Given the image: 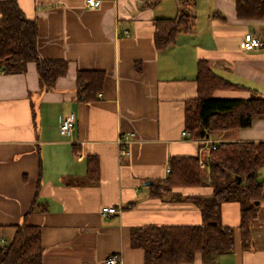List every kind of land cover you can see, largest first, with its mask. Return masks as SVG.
Here are the masks:
<instances>
[{"label": "crops", "instance_id": "crops-1", "mask_svg": "<svg viewBox=\"0 0 264 264\" xmlns=\"http://www.w3.org/2000/svg\"><path fill=\"white\" fill-rule=\"evenodd\" d=\"M152 1L102 0L90 7L87 0H18L38 22L40 56L69 66L51 89L41 85L34 61L18 73L0 67L2 245L13 237L14 225L27 221L41 227L43 264H105L115 253L123 264H145V250L133 245L135 230L199 224L201 209L188 197L212 193L205 185L153 196L172 157L207 162L217 140H264V117L213 133L209 142L183 134L186 100L198 96L200 60L235 84L216 90V98L264 96V7L256 14L252 7L240 12L238 0H196L194 29L159 49L156 19L176 17L180 0ZM249 32L263 45L244 49ZM82 69L105 71L96 102L77 99ZM71 113L75 126L63 135L61 125ZM89 158L99 164L96 181L89 177ZM201 167L209 170L208 162ZM105 206L118 211L103 215ZM222 217L235 228V249L215 264H264V217L254 223L249 247L242 243L240 203H223ZM185 264L205 263L199 255Z\"/></svg>", "mask_w": 264, "mask_h": 264}, {"label": "trees", "instance_id": "trees-1", "mask_svg": "<svg viewBox=\"0 0 264 264\" xmlns=\"http://www.w3.org/2000/svg\"><path fill=\"white\" fill-rule=\"evenodd\" d=\"M159 1L153 0L151 4ZM238 1L240 12L243 7L244 10L252 7V12L258 14L264 7V0ZM195 4L196 0H180L176 17L156 19L155 44L159 49L173 44L180 32L194 29L195 14L191 10ZM38 35L37 20L27 17L18 0H0L1 69L6 73L23 72L34 61L41 85L51 89L67 73L69 63L43 59L38 51ZM105 76L103 70H79L78 101H98ZM197 82L198 96L185 103V127L192 138L207 139L213 133L249 127L255 118L264 117V96L216 98V90L235 87V84L219 76L207 60L198 63ZM207 162L209 170L200 166L197 156H174L163 184L155 185V189L152 185L151 194L157 197L175 187L207 185L212 187V193L188 197L201 209L199 224H148L135 230L133 245L145 250V264H185L195 261L199 255L205 264H215L221 254L233 252L235 228L225 225L222 217V205L229 201H238L241 205L242 243L244 247L250 246L264 195V184L258 179V170L264 165V140L221 141L216 149H211ZM89 163V177L96 181L98 161L89 158ZM14 228L11 240L4 245L0 242V264H43L41 227L24 221Z\"/></svg>", "mask_w": 264, "mask_h": 264}, {"label": "built area", "instance_id": "built-area-1", "mask_svg": "<svg viewBox=\"0 0 264 264\" xmlns=\"http://www.w3.org/2000/svg\"><path fill=\"white\" fill-rule=\"evenodd\" d=\"M102 3V0H87V5L90 7H97ZM263 45V41L259 36L254 35L253 33H246L244 41L242 43V47L244 49L250 50V49H254L256 47L262 46ZM75 126V115L74 113L69 114L63 124L61 125V133L63 135H69L71 134L73 128ZM183 134L188 135L189 132L188 131H184ZM210 140L206 139V142H209ZM124 137H123V143H124ZM219 140L215 141L212 145H211V149H216L219 145H220ZM122 144V142H121ZM122 152L124 153H129L128 150L123 149ZM200 163L201 166L203 167H207V162L205 161V159L201 158L200 159ZM168 171H171V168L168 167L167 168ZM118 211L117 207L114 206H105L103 207L102 210V214L103 215H108V214H113L116 213ZM105 264H123V259L118 255V254H111L107 257V259L105 260Z\"/></svg>", "mask_w": 264, "mask_h": 264}, {"label": "rangeland", "instance_id": "rangeland-1", "mask_svg": "<svg viewBox=\"0 0 264 264\" xmlns=\"http://www.w3.org/2000/svg\"><path fill=\"white\" fill-rule=\"evenodd\" d=\"M258 171H259V176H260V177H258V179H259L260 182H262L264 180V165L261 166ZM262 201H261L262 205H260V214H261V216L263 218L264 217V213H262V211L264 212V195L262 197Z\"/></svg>", "mask_w": 264, "mask_h": 264}, {"label": "water", "instance_id": "water-1", "mask_svg": "<svg viewBox=\"0 0 264 264\" xmlns=\"http://www.w3.org/2000/svg\"><path fill=\"white\" fill-rule=\"evenodd\" d=\"M238 180L240 181V177H238ZM153 181H151V180H149V181H147L145 184L146 185H149V184H151ZM257 204H259V202H257Z\"/></svg>", "mask_w": 264, "mask_h": 264}]
</instances>
